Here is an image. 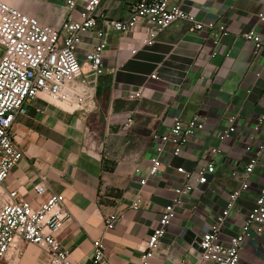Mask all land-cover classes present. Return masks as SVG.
Returning a JSON list of instances; mask_svg holds the SVG:
<instances>
[{
	"label": "crops",
	"instance_id": "1",
	"mask_svg": "<svg viewBox=\"0 0 264 264\" xmlns=\"http://www.w3.org/2000/svg\"><path fill=\"white\" fill-rule=\"evenodd\" d=\"M8 1L46 22L37 8L57 6L53 0ZM138 1H100L96 30L104 33V73L91 82L93 98L74 110L36 99L13 126L22 158L4 182L0 197L16 192L37 208L49 196H63L62 206L70 217L57 239L77 264H92L97 241L103 249V264H139L160 211L171 202L169 187L183 183L177 168L194 173L206 165L208 149L218 145L228 118L236 116V133L213 158L216 172L210 183L183 199L167 229L164 250L149 261L196 264L204 226L221 214L228 193L238 187L229 176V167L248 161L245 146L261 120L257 137L264 140V50L255 53L241 37L249 31L264 37V21L258 19L264 0H172L198 21L223 24L228 34L219 39L217 32L191 33L187 23L176 22L149 48L142 45L145 26L121 34L108 24L124 20ZM100 41L94 33L82 36L76 50L80 64ZM137 89L142 97L127 101V91ZM195 115L204 118L203 131L189 141L180 157L170 158L168 147L159 174L148 177L158 143L152 134H166L174 119L188 122ZM127 117L133 126L120 135ZM135 169L140 172L136 174ZM144 179L146 184L141 186ZM41 184L46 192L39 196L36 189ZM263 187L264 158L222 229L223 241L240 232ZM136 198L143 207L132 211L130 205ZM115 213L125 214V219L107 230L104 220ZM40 254L47 263L46 254ZM239 264H264L263 238L245 243Z\"/></svg>",
	"mask_w": 264,
	"mask_h": 264
},
{
	"label": "built area",
	"instance_id": "2",
	"mask_svg": "<svg viewBox=\"0 0 264 264\" xmlns=\"http://www.w3.org/2000/svg\"><path fill=\"white\" fill-rule=\"evenodd\" d=\"M32 1L37 3L41 0ZM100 1L65 0L63 7L67 14L56 26H52L13 7L8 0H0V191L11 170L22 158V152L15 145L13 126L19 116L27 113L28 106L34 100L41 99L51 104L58 102L74 110L81 109L93 98L91 82L104 73V33L96 30ZM258 19L264 21V11L258 15ZM176 22L187 23L191 33L217 32L219 39L228 34L223 24L198 21L191 12L172 0H139L130 8L124 20H112L108 24L110 29L121 34L145 26L146 36L142 45L149 48L163 31ZM87 33H94L101 41L87 52L83 64H80L76 50L82 36ZM241 37L253 46L255 53L264 50V37L260 34L249 31ZM131 54L134 55L135 50ZM125 97L127 101H136L142 97V93L140 89L128 90ZM236 120V116L228 118V126L219 135L218 145L207 151L206 165L197 168L194 173L177 168L183 183L169 187L173 194L171 202L160 211L139 264H149L164 250L167 229L183 199L210 183L211 176L216 172L213 158L221 153V145L236 133ZM260 123L253 128L254 134L245 146L248 161L229 167V176L238 187L228 193L221 214L204 226L197 242L196 264H239L245 243L253 237L264 239V187L255 198L240 232L227 241L221 238L227 219L238 200L249 190L251 177L264 158V140L257 137ZM132 126L133 120L127 117L119 134L126 135ZM204 126V118L195 115L188 122L174 119L166 134H152L151 138L158 143L147 176L159 174L163 166L162 155L168 147L170 158L180 157L189 141L200 134ZM139 172V169H135L136 174ZM145 184V179L140 181L141 186ZM36 192L39 196L44 195V185H39ZM62 204L61 195L49 196L37 208L19 198L16 192H10L4 199L0 197V264H17L27 246L46 254V264H77L70 260L69 252L57 239V234L70 217ZM142 207L140 198L130 205L132 211H139ZM124 219L123 213L110 214L104 220L105 228L112 230ZM91 263L103 264V249L99 241L93 244Z\"/></svg>",
	"mask_w": 264,
	"mask_h": 264
},
{
	"label": "rangeland",
	"instance_id": "3",
	"mask_svg": "<svg viewBox=\"0 0 264 264\" xmlns=\"http://www.w3.org/2000/svg\"><path fill=\"white\" fill-rule=\"evenodd\" d=\"M57 6L53 9L46 7V5H41L40 8H37L38 12H42L46 16V20L52 26H56L58 19L65 17L66 11L63 7V0H53ZM1 54V50H0ZM58 104V102H55ZM60 105V104H58ZM62 106V105H60ZM65 109H68L66 106H62ZM17 264H46L44 255L40 254V250L34 248L33 246H27L20 254Z\"/></svg>",
	"mask_w": 264,
	"mask_h": 264
}]
</instances>
